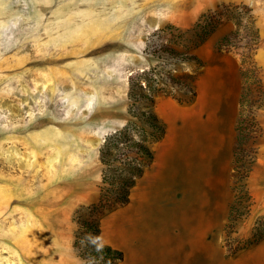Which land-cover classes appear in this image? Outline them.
Instances as JSON below:
<instances>
[{"label":"rangeland","instance_id":"rangeland-1","mask_svg":"<svg viewBox=\"0 0 264 264\" xmlns=\"http://www.w3.org/2000/svg\"><path fill=\"white\" fill-rule=\"evenodd\" d=\"M241 96L252 161L234 182ZM160 99L176 111L161 135L144 114ZM128 122L153 151L129 193L143 212L98 263L264 264V234L226 247L264 232V0H0V264H96L75 235L129 201L92 209L101 147Z\"/></svg>","mask_w":264,"mask_h":264},{"label":"trees","instance_id":"trees-1","mask_svg":"<svg viewBox=\"0 0 264 264\" xmlns=\"http://www.w3.org/2000/svg\"><path fill=\"white\" fill-rule=\"evenodd\" d=\"M231 34L221 36L217 42V47L228 46L232 42ZM160 50L170 53L177 58L194 59L201 61L195 53L178 51L167 43H162ZM189 97L187 100H190ZM244 101L241 96L239 105V115L236 121V147L232 156L233 164V181L241 182L247 175L251 164V159L247 158L244 154L243 141L247 137V128L245 124ZM148 116L149 123L161 135L163 126L157 119L154 111L144 113ZM129 122L123 128L118 129L111 133L105 140L101 147V161L102 168V184L100 185V196L97 203L92 205V209L102 210L109 207L114 203H125L129 200V193L131 187L135 183L136 176L140 175L143 171V163L141 158L145 157L147 160L153 158V151L142 139L131 137L128 134ZM158 136V135H157ZM120 142H122L120 144ZM132 150L140 153L138 156L130 155ZM139 157V158H138ZM235 202L231 204L229 210V221L233 217V210ZM232 221L230 222V224ZM81 226L83 230L75 235V244L81 242L83 255L88 261L112 262V260L123 257V251L107 243H101L96 240V235L100 231V226L97 223L89 220H83ZM264 232L261 229L255 230L250 241H245L240 245L234 246L230 242H226L227 252L233 253L237 249L244 247L247 243L259 239Z\"/></svg>","mask_w":264,"mask_h":264},{"label":"crops","instance_id":"crops-1","mask_svg":"<svg viewBox=\"0 0 264 264\" xmlns=\"http://www.w3.org/2000/svg\"><path fill=\"white\" fill-rule=\"evenodd\" d=\"M162 101L163 100L160 99L158 103L157 115L159 122H161V115L163 116V111H168L167 114L170 116H173L176 112L172 101L169 102L168 99L165 100L169 102L170 107H168V109L162 106ZM185 109L188 112V107H186ZM185 109L182 108V110ZM159 165L161 166V164ZM141 205L142 204L132 205L129 200L127 203L120 205L114 210H112L111 213L107 217H105L103 223H101L99 240L114 247H118L119 242H121L123 238H128L129 240L133 239V241H135L131 229L134 225V218L136 216H139L140 213L143 212V210L140 209L142 207ZM133 243L131 242V244ZM139 244L141 245L136 244L135 247L133 246L132 252L136 254L134 255V257H138V261H141L143 259L142 253L144 250V245H142L141 242ZM123 261L124 258L121 259L120 264H124Z\"/></svg>","mask_w":264,"mask_h":264},{"label":"bare ground","instance_id":"bare-ground-1","mask_svg":"<svg viewBox=\"0 0 264 264\" xmlns=\"http://www.w3.org/2000/svg\"><path fill=\"white\" fill-rule=\"evenodd\" d=\"M202 101L200 100L199 101V103L196 105V109H200L201 107H202ZM30 154H31V152H30ZM32 155V154H31ZM33 179V178H32ZM32 179H31V181H32Z\"/></svg>","mask_w":264,"mask_h":264}]
</instances>
